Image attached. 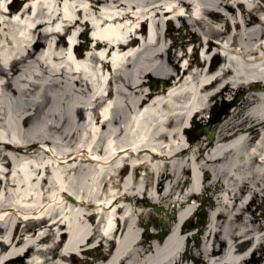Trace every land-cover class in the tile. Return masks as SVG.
Returning <instances> with one entry per match:
<instances>
[{
    "label": "bare ground",
    "instance_id": "1",
    "mask_svg": "<svg viewBox=\"0 0 264 264\" xmlns=\"http://www.w3.org/2000/svg\"><path fill=\"white\" fill-rule=\"evenodd\" d=\"M13 1L14 9L0 6V234L6 236L0 255L9 251L0 264L34 248L12 251L25 233L33 237L39 229L36 242L41 243L53 236L54 226L65 230L61 238L67 249H55L60 242L35 249L41 259L25 257L24 264H57L59 256V264H89L73 256L96 240L99 247L88 253L94 264H264V206L259 203L264 204V71L258 69L264 66V0H32L24 8ZM141 20L149 31L139 48L121 55L126 47L116 45L119 50L109 58L110 43ZM171 21L196 28L193 51L203 47L202 36L207 40L195 73L179 87L176 61L187 53L177 55L173 44L166 46ZM54 24L62 34L53 31ZM90 26L107 43H96L86 53L76 44L73 53L65 54L76 30L89 40L84 33ZM214 39L229 48L225 56L213 54L218 65L207 66ZM188 45L182 40L179 47ZM137 74L173 82L159 93H144V82H131ZM231 88L246 95L216 125L214 136L178 144L184 124ZM51 192H56L52 198ZM195 195L210 202L211 213L203 220L200 212L193 230L186 224L180 228L196 214ZM140 198L160 209L162 225L151 237L146 231L132 239L127 233L140 226L144 215L157 222L144 210L135 213L139 221L131 220L124 203L141 207ZM117 203L112 214L97 211L101 204ZM45 213L49 218L32 225L17 222L18 216ZM116 214L120 220H114ZM49 220L53 223L43 231L39 224ZM115 221V233L122 228L124 237L107 257L99 248L108 240L97 228L102 224L111 238ZM197 238L199 244H189ZM252 247L249 263L244 253Z\"/></svg>",
    "mask_w": 264,
    "mask_h": 264
},
{
    "label": "rangeland",
    "instance_id": "2",
    "mask_svg": "<svg viewBox=\"0 0 264 264\" xmlns=\"http://www.w3.org/2000/svg\"><path fill=\"white\" fill-rule=\"evenodd\" d=\"M22 3H24L25 5H32L34 3V1L29 0V1H24V0H19ZM77 3H81V4H87L88 1L87 0H75ZM74 2V1H73ZM72 1L69 3L70 5L73 3ZM14 5V1L13 0H0V6H5L7 8H13ZM14 9V8H13ZM18 18V16H12L11 18H6L7 20L10 19H16ZM167 17H165L164 19H167ZM171 25V30H170V36L167 38L166 41V46H169V44H173L172 50L177 51V55H180L182 51L188 52L190 50L189 46H185L184 49H181L179 47V44L182 40H187L189 41V39L191 38V36L193 34L198 33L196 28L190 26L189 24H186V27H181V28H177V26H179V23L176 21H171V23H169ZM84 28V27H83ZM79 30V29H78ZM7 33V31L5 32V34ZM86 33V32H85ZM72 43H78L77 47H79V44L82 45L81 51H83L84 49L88 48V44L86 43L85 39L80 37L79 35H77L75 33V35L72 36ZM193 43H196V40H193ZM216 51V49H212V52L207 56L209 58V62L214 61V66L218 65V63L220 62V59H216V57L213 56L214 52ZM63 52L67 55L71 54L74 52V48L72 47V45L68 44L64 49ZM124 55V54H121ZM188 54L186 56H183L182 59L177 60L176 62L178 63V65L182 64L185 59L188 58ZM229 57L241 61L240 57L238 55H236L235 53H231L229 55ZM202 58V56H201ZM198 59L196 58V61ZM209 62H207V65H209ZM258 65V63L256 64ZM213 66V68H214ZM137 74V78L135 77V81H131L132 84H135L137 82H144V85L140 88L141 91H143L144 93H146L147 91H150V87L151 84H153V82H156L158 80V77H147V78H143L140 77L138 78ZM105 76H108V72L105 73ZM144 80V81H143ZM167 81L166 87H168L173 80L172 79H163ZM165 86V85H164ZM161 89H158V91L156 93H159L160 90L166 88L164 87ZM264 87L263 85L261 86V88ZM212 91H209V93H212ZM208 93V94H209ZM154 94V93H152ZM246 95V91L244 90H237L235 88H231L230 90L227 91H223L221 94L217 95L216 97L213 98V100L210 101V103L208 104V106L206 107V109L204 110L203 113H199L198 115H196L195 117L189 119L184 126L187 127L185 128L186 132L185 133H181L180 137L177 140V143L180 145H185L187 144L186 138L191 137L190 140L188 141L190 144H194L196 142H198L200 139L206 137V133L202 130V128L206 125H209L208 129L211 131L215 130L216 125H218L220 123V121L222 119H224L226 117V115L228 114V112H231L233 110V108L235 107V105L238 103V99L244 97ZM235 97V101L234 104H230L232 98ZM189 126V127H188ZM199 130V136H195V132ZM183 131V128L182 130ZM194 135V136H193ZM195 146H193V149ZM51 150H54L52 147H49ZM138 154V153H137ZM141 154H143V156L148 157V153H146V151H142ZM186 155V153H183V156ZM129 156H131L129 154ZM136 156L133 154L131 156L132 160L135 158ZM123 174L119 177L122 178ZM144 176V172L142 170H139V177H143ZM215 188V187H214ZM163 190H161L162 192ZM117 191H113V193H116ZM54 193L56 192H51V198L53 197ZM112 192H108V194H105L106 196H108L109 194H111ZM198 195H195V198H191V206H195L197 205ZM109 199V197H107ZM143 198H140V206L141 207H136V206H131L129 203H124V206L126 207V209L128 210V213L130 215L131 220L134 221H139V219L135 216V213H139L140 211L144 210L145 213H150L152 215V217L157 221L156 223L152 222L151 219L144 215L142 217L143 222L141 221L140 226L134 227L133 229H131L128 233H127V237L128 238H132L135 239L136 237H141V235L144 232H149L150 233V237L152 236V234L157 230V229H161V219L159 218L161 214H157L153 211V208L149 206L148 202H145L142 200ZM110 202V200H107ZM259 203L261 204V206H264L263 202L260 200ZM174 204L176 205V202H173V206ZM117 205H120L119 203L114 204L113 206H111L110 208H108V204H101V206L97 207V211L103 213L104 215H108V214H112L115 212V208ZM81 206V205H80ZM205 206H207L208 210H204ZM83 207V206H81ZM203 220L206 219V215L211 213V205L209 201H206L205 204L203 205ZM105 208V209H104ZM108 208V209H106ZM44 211H46V208L43 209ZM135 211V212H134ZM166 215V213H163ZM158 216V217H157ZM201 220L200 219V215H199V211L192 215L190 220L186 223V225L190 226V228L193 230L194 228H196V223ZM34 224V223H33ZM32 225V223H31ZM44 224H42L41 226H43ZM86 227L91 228V224L89 222H85ZM205 225V223H203V226ZM21 228V227H20ZM107 229V228H106ZM44 231V230H43ZM166 234V232L164 233V235ZM124 237V233L122 235ZM38 237V233L35 234V236L33 237H29V235H26L24 237V242L16 247L11 248L12 251H19V250H23V248L33 244L34 248L30 250V252L22 257L23 260H25V257H29V261L31 262H36L39 259H41L42 254L40 252H37L35 249H46L51 247L55 242L56 239H54V237L51 235L49 237H47L46 239H44L41 243H37ZM57 241V240H56ZM200 243V239L195 240V239H189V244L193 245V244H199ZM95 243L94 242H90L88 245L79 248V250L77 251L76 255H74L73 257L76 258H83L82 256H84V259L82 260H88L91 259V256H88V253L90 252L93 253V249H94ZM55 249H59V251L61 249H67L65 247V243H64V239L56 246ZM102 252L104 254H106V256H109L110 253L109 251L106 250V248L101 249ZM9 251L6 252V254H2L0 255V259L7 255ZM256 257H258L256 254L254 255ZM55 262L57 264H59L60 262H63L62 257H57L55 259ZM93 262V261H92ZM91 262V263H92ZM248 262L251 263L252 261L250 259H248ZM89 264H90V260H89Z\"/></svg>",
    "mask_w": 264,
    "mask_h": 264
},
{
    "label": "water",
    "instance_id": "3",
    "mask_svg": "<svg viewBox=\"0 0 264 264\" xmlns=\"http://www.w3.org/2000/svg\"><path fill=\"white\" fill-rule=\"evenodd\" d=\"M153 90V89H152ZM7 264H23V261L21 258L17 259V260H12L10 262H8Z\"/></svg>",
    "mask_w": 264,
    "mask_h": 264
}]
</instances>
